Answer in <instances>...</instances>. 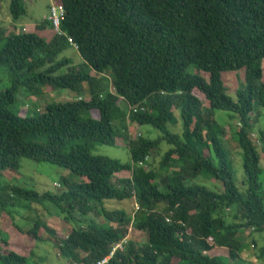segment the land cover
<instances>
[{
    "label": "trees",
    "instance_id": "1",
    "mask_svg": "<svg viewBox=\"0 0 264 264\" xmlns=\"http://www.w3.org/2000/svg\"><path fill=\"white\" fill-rule=\"evenodd\" d=\"M57 5L63 16L51 41L0 26V69L11 77L0 91V213L12 217L20 202L30 210L34 204L58 208L73 224L59 241L68 264H97L125 241L108 264H238L240 233H264L258 150H264V134L262 146L252 138L257 110L264 109V0H58ZM10 13L19 21L26 14L23 0H10ZM38 28L54 24L48 18ZM69 48L78 52L81 65L60 59ZM192 67L197 74L188 71ZM241 70L244 82L234 101L223 74ZM62 90L75 97L32 115L13 109L19 97L42 100ZM221 112L236 124L218 120ZM126 120L161 136H126L131 159L126 164L94 154L99 146L118 145L116 124ZM228 130L242 152V187L227 151ZM163 143L169 150L159 168L148 171ZM23 159L61 167L78 180H64L60 194L13 185L8 174H18ZM124 173L130 176L117 177ZM110 201L134 202L137 209L108 210ZM98 206L106 224L89 219ZM43 227L35 221L28 236L39 241ZM130 227L148 241H131ZM0 243L7 248L0 249V264H29V257L8 250V240ZM215 248L229 256L211 255Z\"/></svg>",
    "mask_w": 264,
    "mask_h": 264
},
{
    "label": "rangeland",
    "instance_id": "2",
    "mask_svg": "<svg viewBox=\"0 0 264 264\" xmlns=\"http://www.w3.org/2000/svg\"><path fill=\"white\" fill-rule=\"evenodd\" d=\"M57 1L58 0H23L26 14L19 21L14 22L10 13V0H0V26L8 27V30L16 26L19 33L35 32L39 36L51 41L58 30L55 27L53 29L47 28L44 30L38 27L42 25V23H45L48 18L51 20L50 17L54 8H56L57 14L60 13V7L57 5ZM64 58L73 60L76 66L82 64V59L74 48H69L64 51L60 59ZM188 71L194 74L198 73L195 67L190 68ZM92 73L95 75L94 72ZM201 74L208 79L207 74L202 72ZM244 77L245 70L223 74V80L228 89V95L234 101H237V92L244 82ZM10 79V74L4 68L0 69V91L9 86ZM196 94L205 102V98L201 93L196 92ZM68 95H70V97ZM71 97H75V95L66 90L58 91L42 100H37L35 98L23 99L19 97L13 109L14 111L21 110L23 116L32 115L34 111L44 112V107L47 104L52 102H67L71 100ZM85 99L89 100L88 97ZM33 103L37 104L38 107L34 108L32 106ZM126 109L127 108H125V110ZM257 112L260 113V116L254 127L252 138L258 146H262L260 139L262 137L261 132L264 134V109L259 107ZM94 115L95 117L97 116L96 114ZM217 117L218 120L223 119L222 121L236 124L235 120L233 122L228 120V114L226 113H218ZM116 127L119 129L121 136L118 139V145L116 147L99 146L94 154L107 156L126 164L131 161L130 152L124 142L126 136H130L133 139L138 137V135L151 139H157L161 136L157 130L155 131L150 127H139L137 124H133L128 120L125 122H118ZM226 140L231 143V145L227 147V151L231 159L235 181L239 187H242L241 185L245 179L242 152L237 147L236 143L232 142L229 130L227 131ZM169 148L167 143H163L160 150L152 154L150 160L151 165L147 167L148 171H155L159 168L160 162ZM258 150L261 157V168L263 170L260 182L262 184L264 196V150L262 148H258ZM129 176V173H124L117 177L122 178ZM8 177L13 185L35 190L39 193L50 191L55 194H60L64 190V180L71 178L75 181L78 180L77 177H74V175L66 169L48 163H38L29 159L21 160L20 172L18 174L9 173ZM197 182L202 181L198 180ZM134 205V202L130 201L127 203L110 201L105 203V208L108 210L125 209L130 213L137 209V206ZM28 206L29 205L20 202L17 208L11 210V213H13L12 217L5 213H0V238H4L10 242L8 250H14L20 254L26 255L29 257V264H68L60 256L59 241L65 239L71 233L73 224L67 222L59 209L51 204H34L31 206V210ZM162 207L164 206H160V208ZM78 219H82V217L79 215ZM89 219L99 225L107 223L100 206L89 216ZM37 220L45 224V227L39 232V241L28 236V230L32 228ZM110 225L114 228H118L117 224ZM18 226L20 228H18ZM49 230L53 231L55 234L51 235ZM240 236L244 244L240 254L242 259L238 260L237 263L264 264V256L262 258L259 257L264 249V233H251V230L246 229L240 233ZM129 239L141 245L148 241L145 233L133 227L129 228ZM254 242H256L257 246H254ZM0 249L7 250L3 243H0ZM210 254L222 257L229 256L228 250L222 248H215ZM232 264H236V262Z\"/></svg>",
    "mask_w": 264,
    "mask_h": 264
},
{
    "label": "built area",
    "instance_id": "3",
    "mask_svg": "<svg viewBox=\"0 0 264 264\" xmlns=\"http://www.w3.org/2000/svg\"><path fill=\"white\" fill-rule=\"evenodd\" d=\"M59 10H60V13L57 14L56 8H54L53 9V13H52V15L50 17V19L52 20V22L54 24V27L58 30V32H59V27H60V19L63 16V10H62V8H60ZM124 243H121V244L116 245L113 248V250L111 251V253L109 254V256H107L102 261L98 262L97 264H108L109 261L114 257V255H115V253H116L117 250H123V244Z\"/></svg>",
    "mask_w": 264,
    "mask_h": 264
}]
</instances>
